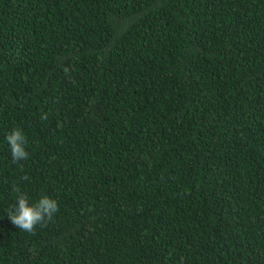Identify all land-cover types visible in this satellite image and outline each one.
<instances>
[{
  "label": "trees",
  "instance_id": "trees-1",
  "mask_svg": "<svg viewBox=\"0 0 264 264\" xmlns=\"http://www.w3.org/2000/svg\"><path fill=\"white\" fill-rule=\"evenodd\" d=\"M0 264H264V0H0Z\"/></svg>",
  "mask_w": 264,
  "mask_h": 264
},
{
  "label": "clouds",
  "instance_id": "clouds-1",
  "mask_svg": "<svg viewBox=\"0 0 264 264\" xmlns=\"http://www.w3.org/2000/svg\"><path fill=\"white\" fill-rule=\"evenodd\" d=\"M46 119L47 114H42L41 120ZM5 140L9 145L13 162L28 159L29 154L25 147L27 141L21 129L16 128L7 133ZM16 191L19 193V189ZM58 211V202L47 195H43L35 203H30L28 197L20 193L15 205L7 210V217L19 230L31 233L34 232L37 225H42L51 220Z\"/></svg>",
  "mask_w": 264,
  "mask_h": 264
}]
</instances>
